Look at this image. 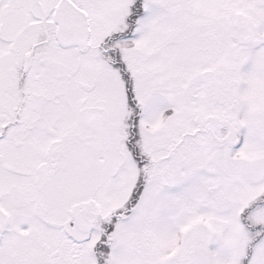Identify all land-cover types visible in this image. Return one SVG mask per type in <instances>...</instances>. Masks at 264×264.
<instances>
[{
	"label": "snow or ice",
	"instance_id": "6c2138e0",
	"mask_svg": "<svg viewBox=\"0 0 264 264\" xmlns=\"http://www.w3.org/2000/svg\"><path fill=\"white\" fill-rule=\"evenodd\" d=\"M0 264H264V0H0Z\"/></svg>",
	"mask_w": 264,
	"mask_h": 264
}]
</instances>
